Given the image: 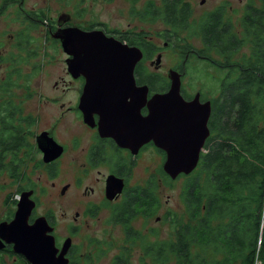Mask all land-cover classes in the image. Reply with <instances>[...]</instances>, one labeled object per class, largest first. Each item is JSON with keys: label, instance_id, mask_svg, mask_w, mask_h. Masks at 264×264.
I'll return each mask as SVG.
<instances>
[{"label": "flooded vegetation", "instance_id": "af4514ba", "mask_svg": "<svg viewBox=\"0 0 264 264\" xmlns=\"http://www.w3.org/2000/svg\"><path fill=\"white\" fill-rule=\"evenodd\" d=\"M11 1L13 4L17 2ZM125 1L130 3V11L136 16L139 5L148 3L147 11L151 15L153 4H157L158 12L153 16L169 26L164 30L109 29L102 25L92 26L91 23L75 24L70 12H62L47 30H31V34L37 37L38 47L36 46L35 50L39 55L29 60L30 71L27 76L22 74L24 72L22 70L21 73L19 68L16 74H11V69L17 62L13 61L12 65L8 57L7 61L0 57V67L5 65V70L0 76V193H5L0 200V223H8L14 218L18 201L23 195L31 204L27 217L28 225L38 218L46 220L51 228L48 234L54 237L58 248L57 255L64 241L70 240L65 254L67 264H94L92 261H99L102 256L98 250L101 244H115L119 249L113 255L114 264H128L133 254L130 250L142 247L139 239L150 237L155 223L166 222L177 230L179 224L190 221L186 220L184 214L188 205L191 219L190 200H187L188 192L184 187L188 180L201 174L200 161L203 150L190 173L181 172L171 177L164 169L167 152L155 143L150 131L151 125H154L151 107L156 106L153 97L156 93H164L170 89V69L176 70L180 75V95L184 100V103L166 104L169 112H176L166 118V133L171 146L180 147L181 142L187 139V134L190 138L194 137L197 119L193 115L188 116L187 111L193 110L194 104L191 102L196 97L200 103L209 101L211 107L207 121L209 134L205 137L202 148L206 147L207 141L215 134L213 119L216 112V96L214 93H205L200 88L193 91L188 87L186 65L183 64L185 68L181 67L182 54L180 48L176 47L185 42L180 36L181 30H172V26L166 21L164 0ZM19 8L18 10L22 9L21 6ZM68 27H77L84 31L100 30L106 36L113 37L129 47L140 48L143 59L134 68V78L137 87H147L146 92L123 95L114 93L112 87H103L98 101L82 99L86 77L82 74L74 76L68 70L66 59L71 56L63 50L61 39L57 37ZM17 34L25 36V31L0 30V51L8 52L10 46L14 51H18L19 46H25V40L17 39ZM171 36L176 38H170ZM160 40L165 46L158 43ZM44 43H53L55 50L63 55V73H59L50 84L57 89L56 94L49 97L52 99L39 100V104L48 102L55 112L56 106L60 110L53 114L48 111L47 114L41 115L36 107L28 112L26 104L28 98L39 92L33 91L32 83L38 73H42L44 61L52 62L53 56ZM168 48L176 50L179 61L167 66L169 68L166 74H162L157 71L162 65V52L165 58L166 53L169 54ZM19 51L20 54L24 52ZM146 53L150 54L147 58ZM185 57L188 58L187 54ZM195 57L199 58L198 55ZM157 59L159 62H156ZM20 64L26 63L22 61ZM151 66L153 68H150ZM142 73L147 75L148 79L141 76ZM150 74L155 78L152 79ZM108 79L111 82L114 80ZM41 117H44V127L40 125ZM5 145L6 147H3ZM49 147H54L56 152L59 150V155L46 159L44 148ZM180 178L186 180L180 195L174 199L176 207L157 214L159 209L168 205L171 197L169 194L162 200L160 184L163 183L167 191V188L173 187ZM110 184H121L122 188L119 192H107ZM14 192L18 193L15 197ZM124 210L127 212L124 213ZM128 212H131V215ZM146 221L153 225H148ZM88 223L91 227L94 223L98 224V235L87 234L82 240L83 225ZM117 225L122 227L121 235V231L114 230ZM140 252L142 259L144 255L147 256L144 248L140 249ZM149 254L153 257V252ZM0 264L31 262L24 254L15 251L12 242L0 236Z\"/></svg>", "mask_w": 264, "mask_h": 264}, {"label": "trees", "instance_id": "16d2710c", "mask_svg": "<svg viewBox=\"0 0 264 264\" xmlns=\"http://www.w3.org/2000/svg\"><path fill=\"white\" fill-rule=\"evenodd\" d=\"M256 1H248L239 24L234 25L223 7L206 12L195 21L187 0H164L166 21L175 30L184 31L180 36L185 43L176 45L182 54L181 67L184 64L190 69L192 61L196 62L198 75L205 79L209 90H214L211 93L216 96V112L215 134L201 155V174L185 185L191 205L190 221H181L175 230L177 239L168 243V249L158 244L148 246L145 238L139 239L146 246L147 256L153 252L156 264H236L238 258L239 264H253L262 231L260 258L264 264V222L260 218L264 199V0ZM12 3L3 0L0 15ZM44 17L42 12L29 11L24 21L37 26L45 21ZM24 31L25 36L16 37L24 39L27 46H19L18 51L10 46L7 52L12 65L17 62L11 74L17 73L22 61L30 63L32 57L39 55L35 50L37 37L31 30ZM195 39L200 47L193 46L191 41ZM28 41L33 42L32 46ZM19 50L26 53L20 54ZM149 55L146 53L145 57ZM141 76L148 79L144 73ZM216 217L230 220L214 225ZM245 235H249L248 241ZM198 249L200 255L193 252Z\"/></svg>", "mask_w": 264, "mask_h": 264}, {"label": "water", "instance_id": "95a60500", "mask_svg": "<svg viewBox=\"0 0 264 264\" xmlns=\"http://www.w3.org/2000/svg\"><path fill=\"white\" fill-rule=\"evenodd\" d=\"M71 36L73 39L69 40ZM57 37L61 39V45L66 54L71 57L66 59L68 70L77 76L82 74L86 77L85 89L82 99L98 101L102 94L104 84L101 78H113L110 85L114 93L139 94L145 93L147 87L135 84L134 68L143 58L140 48L121 43L119 40L106 36L100 30L84 31L77 27H68ZM156 62H159L157 59ZM168 76L171 79L170 89L165 93H156L153 97L156 106L151 107V118L154 125H151V135L155 143L167 152V159L164 163L165 171L175 177L183 172L190 173L196 166L205 137L209 134L207 121L210 115V102L200 103L196 97L191 103L193 110L187 111V115H193L197 119L194 125V137L181 142L180 147L171 146V141L166 133L167 117L175 114L169 112L166 104L169 102H182L180 95V75L170 69ZM119 78V79H118ZM95 93V95H92ZM179 109V108H177ZM45 158L50 159L58 152L54 147L44 148ZM121 184L108 185L107 192H119ZM31 204L22 195L17 204L15 216L10 222L0 223V236L8 242H12L15 251L24 254L31 264H67L65 257L70 240L66 239L60 253L55 245L54 237L48 234L50 227L44 218H38L33 224L28 225L27 217Z\"/></svg>", "mask_w": 264, "mask_h": 264}, {"label": "rangeland", "instance_id": "374dc122", "mask_svg": "<svg viewBox=\"0 0 264 264\" xmlns=\"http://www.w3.org/2000/svg\"><path fill=\"white\" fill-rule=\"evenodd\" d=\"M2 1L3 0H0V4ZM187 1L189 2L190 9L192 10V16H191L192 20L198 21L200 19L199 17L205 14L206 12L214 10L218 7H223L225 8L226 15L230 17L232 22H234V25H238L240 22L239 19L242 17L244 8L249 0H187ZM256 2H258V0ZM147 5L148 3H145L144 6L139 5V9L136 16L133 12L130 11V3L125 0H115V1H104V0H20L19 1L17 0L15 4L12 3V5L8 7L5 13L0 15V30H47V28L51 26V23L55 22L59 14H61L62 12H70L73 16L72 19L75 20L74 22L75 24L91 23L92 26L102 25L104 27H108L109 29L126 30L127 28H132L134 30H164L166 26H169L165 23H162V21L158 20L157 17L153 16L158 12L157 4L155 3L153 4L154 8L151 15L148 14ZM20 6L22 7V9L18 10L20 9L19 8ZM16 10H18L19 13L16 12ZM29 11H37L40 13L41 12L44 13L45 21L40 22L39 24H37V26L28 25V23L24 21V15ZM176 29L181 30L180 28H176ZM172 30H175V28H173ZM181 34H184L183 30ZM191 42L193 46L200 47L198 40L195 39ZM28 43L31 46L33 44L32 41H28ZM158 43L160 45H163L162 40L158 41ZM44 45L46 46V48H48L49 53L53 56L51 58L52 62L50 61L48 62L47 60H45L42 65L43 66L42 73L39 75L38 73L39 71L37 72L38 76L32 83V89L34 92L35 91H39V92L35 94V96L28 98L26 104V110L28 112L32 108L36 107L39 109L41 115L47 114L48 111L49 114H53L60 110L58 106H56L57 111L55 112L54 107L49 105L48 102L46 104H44V102L39 104V100L40 99L45 100V98L48 99L49 97L56 94L57 89L50 86V84L53 81V79L57 77L59 73H63L61 70V62H62L61 60L63 58V55H61V53L55 50L54 48L55 46L53 43L51 44L44 43ZM26 46H27V42L25 41V47ZM168 51L170 55L166 53L165 58H164V52H162L163 54L161 58L162 65L159 67V70L157 71L159 73L166 74L167 69L169 68L167 66L172 65L177 61H179V57L176 50L172 48H168ZM7 54H8L7 51L6 52L0 51V57L3 58V61H7V57H8ZM195 64L196 62L192 61V64L190 65V69H188L189 66H187L186 69V71L188 72L187 75L188 87L190 86L189 88L193 91L197 88H200L205 93H211L214 90L213 89L209 90L208 86L206 85L205 79L198 75ZM199 65L202 66L201 63H199ZM18 68L21 73L23 70L24 73L22 74H28L30 71L29 62L27 64H20ZM150 68L153 67L151 66ZM209 69L212 71V68ZM4 70H5V65L0 67V76L3 74ZM101 82L104 84L103 87L111 88L113 86L110 85L111 81H109L108 77L101 78ZM92 95H95V93H92ZM43 120L44 117H41L40 125L44 127L45 125H43ZM152 168L154 169V167ZM185 180L186 179L184 178H180V180L177 183H175L173 187H168L167 191L165 190L163 183L162 184L159 183L160 185H162L160 186V190H161L160 194L162 200L166 199L167 195L169 194H171V197L168 205H164V208L162 207L161 209H159L157 211V214H161L162 211L176 207V204L174 203V199L175 197L180 195V191L182 190V187H184ZM4 194H5L4 192L2 194L0 193V200L3 198ZM16 194L18 193L14 192L13 197H15ZM202 203H203V208L201 210V213H203V210H205L204 201ZM55 207H57V205ZM58 207H60L59 202H58ZM186 207L187 209H184V214L186 216V220H189V214H188L189 207L188 205H186ZM260 218H261V222L263 223L264 199H263L262 210L260 211ZM228 220H230L229 217L228 218L216 217L213 221V224L215 225L218 221L227 222ZM89 223L83 225L82 233H81L82 240H84L87 234L94 233L98 235V228H99L98 224L94 223L93 226L91 227ZM146 223L148 222L146 221ZM148 225H153V223H148ZM114 230L116 232L121 231L120 235L123 232L122 227L120 225H117ZM245 236H246V240L248 241L249 235H245ZM262 236H263V231L261 233V239ZM176 239H177V233L174 227H172L169 223L165 222V224H163L160 221L159 223H155L153 234L150 237H146L145 244L148 246L149 245L155 246L156 244H158L168 249L169 248L168 243H173L176 241ZM261 239L259 235V241L256 246L257 251L253 258V264H262ZM107 243L109 244V242ZM145 247L146 246L143 245L142 247H139V249L137 247L132 248L130 250L133 252L131 256L132 260L130 259L128 261L129 262L128 264H156L154 263V259H152L153 257L151 256L144 255L142 259V254L140 252V249H143ZM98 250L99 253H102V256L99 259V261L93 260L92 262L94 264L115 263L113 255L116 254L117 251L119 250L115 244L112 246H107V244H101L98 246ZM193 252L198 253V255H200L199 249L196 250V252L195 251ZM245 252L248 254V251ZM236 260H237L236 264H239L240 258ZM170 263H172V261H170ZM80 264H83V262H81Z\"/></svg>", "mask_w": 264, "mask_h": 264}, {"label": "snow or ice", "instance_id": "6c2138e0", "mask_svg": "<svg viewBox=\"0 0 264 264\" xmlns=\"http://www.w3.org/2000/svg\"><path fill=\"white\" fill-rule=\"evenodd\" d=\"M68 39L71 40V39H73V37L69 36Z\"/></svg>", "mask_w": 264, "mask_h": 264}, {"label": "clouds", "instance_id": "9594fccd", "mask_svg": "<svg viewBox=\"0 0 264 264\" xmlns=\"http://www.w3.org/2000/svg\"><path fill=\"white\" fill-rule=\"evenodd\" d=\"M203 151H204V149H203Z\"/></svg>", "mask_w": 264, "mask_h": 264}]
</instances>
